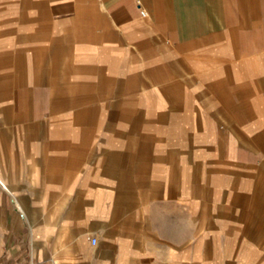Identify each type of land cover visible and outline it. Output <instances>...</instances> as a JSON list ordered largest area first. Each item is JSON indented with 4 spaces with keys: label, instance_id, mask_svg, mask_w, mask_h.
<instances>
[{
    "label": "crops",
    "instance_id": "0c3cea01",
    "mask_svg": "<svg viewBox=\"0 0 264 264\" xmlns=\"http://www.w3.org/2000/svg\"><path fill=\"white\" fill-rule=\"evenodd\" d=\"M186 260L264 264V0H0V264Z\"/></svg>",
    "mask_w": 264,
    "mask_h": 264
},
{
    "label": "rangeland",
    "instance_id": "374dc122",
    "mask_svg": "<svg viewBox=\"0 0 264 264\" xmlns=\"http://www.w3.org/2000/svg\"><path fill=\"white\" fill-rule=\"evenodd\" d=\"M185 264H193L192 261L186 260Z\"/></svg>",
    "mask_w": 264,
    "mask_h": 264
},
{
    "label": "built area",
    "instance_id": "2783aa9c",
    "mask_svg": "<svg viewBox=\"0 0 264 264\" xmlns=\"http://www.w3.org/2000/svg\"><path fill=\"white\" fill-rule=\"evenodd\" d=\"M93 242H96V238H93Z\"/></svg>",
    "mask_w": 264,
    "mask_h": 264
}]
</instances>
